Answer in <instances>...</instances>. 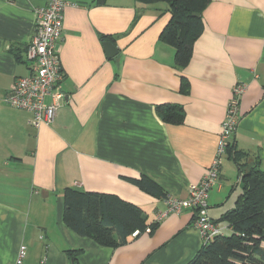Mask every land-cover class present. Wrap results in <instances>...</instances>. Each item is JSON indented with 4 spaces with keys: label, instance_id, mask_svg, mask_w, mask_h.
<instances>
[{
    "label": "crops",
    "instance_id": "0c3cea01",
    "mask_svg": "<svg viewBox=\"0 0 264 264\" xmlns=\"http://www.w3.org/2000/svg\"><path fill=\"white\" fill-rule=\"evenodd\" d=\"M47 2L0 0V264H14L20 246L24 264H72L67 251L78 253L76 264L188 263L204 245L192 211L158 219L165 198L130 180L146 176L164 195L185 199L212 162L235 85L245 92L232 141L264 172V0H211L181 71L173 49L159 41L170 19L166 5L66 0L55 45L64 100L52 125L34 129L29 113L5 98L30 72L25 49L35 34V11ZM100 36L114 38V58H106ZM180 77L188 82L186 94ZM166 104L182 108L181 124L158 117L156 107ZM228 169L221 165L208 194L215 221L228 211L223 203L234 177ZM66 188L114 195L158 227L117 248L99 246L64 225Z\"/></svg>",
    "mask_w": 264,
    "mask_h": 264
},
{
    "label": "trees",
    "instance_id": "16d2710c",
    "mask_svg": "<svg viewBox=\"0 0 264 264\" xmlns=\"http://www.w3.org/2000/svg\"><path fill=\"white\" fill-rule=\"evenodd\" d=\"M134 1L144 5H166L170 19L161 31L159 41L173 49L174 67L183 70L191 59L193 44L203 31L202 13L211 0ZM94 2L104 5L106 0ZM100 40L114 44L111 36H100ZM187 90V80L180 77V93L186 94ZM156 113L166 124L175 126L183 121V110L176 105H159ZM225 157L236 167L242 193L233 209L216 221L210 219L221 228L222 223L225 224L230 234L222 232L212 237L186 264H264V172L259 168L258 160L248 164L247 154L237 150L232 140L227 145ZM130 182L153 197H166L162 189L146 176ZM62 205V220L68 229L107 248L126 244L134 233L139 235L148 231L151 235L158 227L157 223L147 222L140 208L111 194L66 188L62 193ZM77 254L76 251H67L72 264H76Z\"/></svg>",
    "mask_w": 264,
    "mask_h": 264
},
{
    "label": "built area",
    "instance_id": "2783aa9c",
    "mask_svg": "<svg viewBox=\"0 0 264 264\" xmlns=\"http://www.w3.org/2000/svg\"><path fill=\"white\" fill-rule=\"evenodd\" d=\"M66 4V0H48L46 6L35 11V34L25 49V56L31 62L30 72L14 81L5 98L10 107L29 113L28 124L34 129L52 125L64 100V95L59 90L63 73L55 45L61 38ZM244 92L245 87L242 85H235L232 89L215 154L203 177L199 182L189 185L185 199L166 196L165 211L157 216L161 219L168 214H178L184 209H190L194 217L193 227L202 237L204 244L222 233L220 225L208 216L207 200L209 192L217 184L227 145L238 125L239 100ZM25 256L26 249L20 246L14 264H24Z\"/></svg>",
    "mask_w": 264,
    "mask_h": 264
},
{
    "label": "rangeland",
    "instance_id": "374dc122",
    "mask_svg": "<svg viewBox=\"0 0 264 264\" xmlns=\"http://www.w3.org/2000/svg\"><path fill=\"white\" fill-rule=\"evenodd\" d=\"M224 163V166H228L229 165V172H233V179L232 182L229 183L230 184V188L227 190L226 195H225V201L223 203V208L224 210H231L234 208L235 202L237 200V198L241 195L242 190H241V186L239 183H237V171L235 166L233 165L232 162H230L229 160H227L226 157L223 158L222 160V164ZM208 213H213V210H211V212L208 211ZM224 226H226L225 224L222 223V232L224 235H229L230 231L227 230V228Z\"/></svg>",
    "mask_w": 264,
    "mask_h": 264
},
{
    "label": "water",
    "instance_id": "95a60500",
    "mask_svg": "<svg viewBox=\"0 0 264 264\" xmlns=\"http://www.w3.org/2000/svg\"><path fill=\"white\" fill-rule=\"evenodd\" d=\"M192 16L198 17V14H193ZM104 52L107 59H112L118 54V49L111 42L103 43Z\"/></svg>",
    "mask_w": 264,
    "mask_h": 264
}]
</instances>
